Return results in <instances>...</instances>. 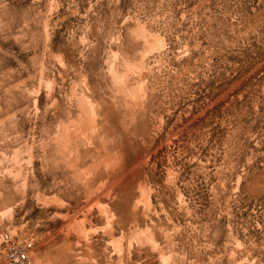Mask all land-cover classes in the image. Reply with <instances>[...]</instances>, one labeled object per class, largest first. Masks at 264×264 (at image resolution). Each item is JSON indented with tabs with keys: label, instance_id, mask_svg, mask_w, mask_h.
Instances as JSON below:
<instances>
[{
	"label": "rangeland",
	"instance_id": "1",
	"mask_svg": "<svg viewBox=\"0 0 264 264\" xmlns=\"http://www.w3.org/2000/svg\"><path fill=\"white\" fill-rule=\"evenodd\" d=\"M31 264H264V0H0L2 234Z\"/></svg>",
	"mask_w": 264,
	"mask_h": 264
},
{
	"label": "built area",
	"instance_id": "2",
	"mask_svg": "<svg viewBox=\"0 0 264 264\" xmlns=\"http://www.w3.org/2000/svg\"><path fill=\"white\" fill-rule=\"evenodd\" d=\"M3 257L5 264H31L32 248L17 234L6 231L2 234Z\"/></svg>",
	"mask_w": 264,
	"mask_h": 264
}]
</instances>
